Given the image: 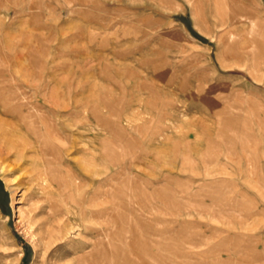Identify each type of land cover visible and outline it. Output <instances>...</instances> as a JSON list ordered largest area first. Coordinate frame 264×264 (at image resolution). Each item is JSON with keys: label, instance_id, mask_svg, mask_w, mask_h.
<instances>
[{"label": "rangeland", "instance_id": "obj_1", "mask_svg": "<svg viewBox=\"0 0 264 264\" xmlns=\"http://www.w3.org/2000/svg\"><path fill=\"white\" fill-rule=\"evenodd\" d=\"M0 138V264H264V0H0Z\"/></svg>", "mask_w": 264, "mask_h": 264}, {"label": "bare ground", "instance_id": "obj_2", "mask_svg": "<svg viewBox=\"0 0 264 264\" xmlns=\"http://www.w3.org/2000/svg\"><path fill=\"white\" fill-rule=\"evenodd\" d=\"M94 120H97L98 121V116H97V114H95V112H94ZM96 121V122H97ZM12 126V125H11ZM7 130V129H6ZM15 133V132H14ZM0 141H1V138H0ZM3 142V141H2ZM3 146H1V148H2ZM16 147V146H15ZM15 147H14V149H15ZM3 149V148H2ZM25 152V151H24ZM6 153H10L8 150H7V152ZM15 153V155H17L19 152H18V150H16V152H14ZM20 154V153H19ZM25 155V154H24ZM16 157V156H15ZM5 158H7V157H5ZM16 159H18V158H16ZM31 220H32V218H28L27 219V224L30 226L31 224H33L32 222H31Z\"/></svg>", "mask_w": 264, "mask_h": 264}]
</instances>
